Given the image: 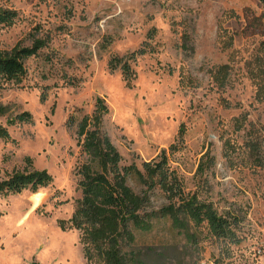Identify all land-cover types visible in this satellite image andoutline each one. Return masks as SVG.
Returning <instances> with one entry per match:
<instances>
[{
  "label": "rangeland",
  "instance_id": "374dc122",
  "mask_svg": "<svg viewBox=\"0 0 264 264\" xmlns=\"http://www.w3.org/2000/svg\"><path fill=\"white\" fill-rule=\"evenodd\" d=\"M0 5L19 14L14 24L0 27V52L31 45L35 32L49 41L26 61L22 80L7 83L0 95L13 114L29 111L34 118L8 126L10 138H0V178L25 169L27 158L53 176L36 193L0 196V264H87L81 233L67 225L81 197L76 167L83 160L77 126L68 121L73 114L77 120L90 114L99 96L110 107L104 125L123 164L142 168L176 144L171 168L194 190L200 158L209 150L216 157L211 200L220 210L241 208L246 216L238 244L216 240L204 229L193 245L168 225L140 234L137 246L150 250L146 263L264 264V167H251L241 146L244 132L235 131L234 121L248 112L264 127V102L255 100L247 66L264 38L258 0H0ZM222 26L233 36L231 47L223 46ZM139 48L147 52L131 62L130 81L121 69L111 70V58ZM224 63L232 75L220 89L211 70ZM0 122L6 124V117ZM226 138L238 146L229 159ZM129 184L142 189L134 179ZM152 202L159 208L167 199L157 191Z\"/></svg>",
  "mask_w": 264,
  "mask_h": 264
},
{
  "label": "trees",
  "instance_id": "16d2710c",
  "mask_svg": "<svg viewBox=\"0 0 264 264\" xmlns=\"http://www.w3.org/2000/svg\"><path fill=\"white\" fill-rule=\"evenodd\" d=\"M264 9V0H258ZM19 14L16 9L0 5V27L15 23ZM258 20L261 21L260 18ZM223 46L231 47L233 36H227L228 30L221 27ZM33 34L31 45L20 44L10 51L0 52V95L7 83L21 81L27 68L26 61L37 56L49 45L48 38ZM147 52L139 48L127 56H114L109 61L112 71L121 69L124 78L130 81L135 72L132 61ZM248 74L255 85V100L264 102V38L255 56L248 61ZM229 63L215 66L211 76L220 89H225L232 75ZM73 83V82H70ZM47 98V90L41 99ZM223 105L232 107V103L222 99ZM235 107H241L235 104ZM110 107L105 98H96L95 107L80 120L73 115L69 118L70 127L77 126V139L81 147L83 160L76 167L78 187L81 197L77 200L75 210L67 221L81 233V242L87 264H147L149 249L137 246L138 236L148 234L160 225L169 229L193 245H198L200 235L207 229L210 236L228 244L241 242V225L245 213L241 208L220 210L209 193L210 173L216 164V157L209 150L200 158L195 172L198 182L194 190H187L183 178L171 168L170 153L178 150L172 144L164 149L159 159L144 161L142 168L135 163L125 165L123 157L105 129V116ZM0 116L6 117V124L0 122V138L9 139L8 126L18 123H31L33 114L22 111L11 112L10 106L0 103ZM235 131L244 132V144L251 167H264V127L249 119L248 112L235 117ZM183 129L180 140L183 141ZM224 156L229 159L238 146L230 138L224 140ZM240 146V147H241ZM23 170H16L0 178V196L19 194L25 190L33 193L49 186L53 176L47 170L35 169L31 158ZM134 179L142 186L136 191L129 180ZM165 195L167 202L159 208L153 206L156 192Z\"/></svg>",
  "mask_w": 264,
  "mask_h": 264
}]
</instances>
